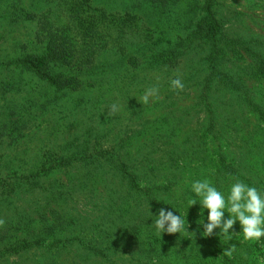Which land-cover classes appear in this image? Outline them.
<instances>
[{
    "label": "trees",
    "instance_id": "trees-1",
    "mask_svg": "<svg viewBox=\"0 0 264 264\" xmlns=\"http://www.w3.org/2000/svg\"><path fill=\"white\" fill-rule=\"evenodd\" d=\"M144 1L168 15V48L153 57L156 65L168 67V87L183 58L193 51L199 57L196 67H187L192 70L188 80L180 72L183 83L198 89V133L192 129L189 135L185 121L178 131L168 128L154 135L148 146L137 142L149 128L114 139L105 150L88 129L67 139L59 137L57 129L43 138L53 141L51 145L28 146L6 156L0 144V176L5 174L0 179V206H5L7 220L0 238L9 256L40 257V264H153L154 259L168 264V249L174 247L169 264H256L257 241L236 246L228 258L222 255L235 236L225 240L220 229L211 237L203 235L208 210L192 184L208 179L225 196L235 182L231 177L264 187L259 176L264 175V90L256 101L245 86L248 79L264 82V41L255 34H238L220 0L185 2L184 20L176 10L180 0ZM52 2L71 19V27L57 28L54 11L41 12L39 3L0 0V26L33 24L32 40L38 45L33 52H24L23 46L12 56L4 55L6 66L10 73L46 82L55 93L76 92L82 87L77 76L108 45L112 31L121 39L131 35L135 17L125 11L115 18L107 6H94L91 0ZM125 3L120 7L128 10ZM172 23L183 36L174 37L178 29ZM125 62L137 68L133 58ZM23 113L29 116V109ZM179 113L181 120L184 115ZM191 138L198 142L190 143ZM205 139L212 141L207 145ZM189 198L197 204L190 207ZM160 209L180 215L188 232L158 235L151 226ZM181 242L186 245L176 249Z\"/></svg>",
    "mask_w": 264,
    "mask_h": 264
},
{
    "label": "rangeland",
    "instance_id": "rangeland-1",
    "mask_svg": "<svg viewBox=\"0 0 264 264\" xmlns=\"http://www.w3.org/2000/svg\"><path fill=\"white\" fill-rule=\"evenodd\" d=\"M91 1L94 6L103 8L107 6L106 9L113 12L115 18H120L119 15L125 11L131 13V17H135L134 20L132 19L134 32L121 39L117 38V34L112 31L108 45L102 48L92 64L87 69H83L80 76H77L82 87L76 92L55 93L46 82H40L13 71L10 73L4 55L12 56L18 49L22 51L23 46H25L24 52H33L38 45H34L32 40L33 24L13 28L0 26V144L5 149V156L17 150L23 151L28 146L36 148L39 145L41 149L51 145L53 141L48 142L43 138L48 136V132L57 129L60 132L56 134L59 137L62 134L63 139L69 138L70 134L76 135V132L79 134L88 129L91 135L95 137L98 135L103 150L107 149L108 144L114 139L123 138L133 131L145 128L150 130L147 135L138 140L139 145H151L152 137L156 134H164L168 128H176L175 131H178L177 127L181 129L185 121L189 122L186 124L188 128L190 127L189 131L186 127L189 135L192 129L198 133L199 125L195 119L196 113L201 111L196 105L198 89L196 86L190 88L189 81H185V90L177 93L174 91L175 95L172 96L170 94L172 88L168 87L170 79L166 71L168 67L156 65L153 60V57L164 53L168 48V15L159 13L155 5L144 0H125L128 10H125V6L120 7L123 0ZM25 2L26 5L39 3L41 12H48L51 8L54 11L57 28L64 29L72 26L71 19L55 7L52 0H25ZM185 2L190 5L192 0H180L176 7L182 16L187 9ZM220 4L221 10L234 22L232 25L238 34L239 32L241 35L255 34L264 41V0H220ZM183 17H181L182 20L186 19V16ZM172 25L178 29L175 23ZM173 33L174 37L179 34L184 35V32L179 29L173 30ZM39 51L41 50L36 52ZM126 57L133 58L137 68L133 69L125 65L128 64L125 62ZM198 58L193 51L185 60L182 59L178 68L181 69L179 73L182 72L184 80H188L192 73V70L188 68L190 65L196 67ZM242 64L245 65L246 62ZM59 71L70 76L66 70ZM157 84L159 85V98L150 100L149 104L144 105L140 98L147 88ZM245 86L252 91L254 99L258 101L260 90H264V82L256 78L248 79ZM56 103L57 106H55ZM114 103L118 104L119 111L109 114V109ZM26 109H29V116L23 113ZM181 109H184L187 114L184 115ZM170 112L174 116L171 121L168 117ZM179 112L182 116L184 115L180 116L181 120H179ZM204 116L203 113L199 115L205 122ZM168 122L171 124L168 125ZM178 133H182L183 138L186 135L182 130ZM196 137H198L197 134ZM194 140L196 139L191 138L189 142ZM211 141L205 139L207 145ZM195 142H198V138ZM7 144H10L9 147H5ZM259 168L256 169L259 170ZM259 176L262 177V183H264V175ZM1 178H5V174L0 176ZM258 189L264 192V187ZM0 207H2L0 219L7 223L6 209H3L5 206ZM2 228L0 227V234L5 233V229ZM242 231L238 223L233 245L240 247L245 244ZM3 242L4 240L0 238V251L6 253L0 255L2 257L0 264H40V257L9 256L8 252L2 248ZM257 242L256 264H264V237ZM181 243L175 244V248L179 249L184 244L186 245L185 242ZM170 245L172 244L168 242V247ZM173 248L168 249V264L173 261L175 254L171 253Z\"/></svg>",
    "mask_w": 264,
    "mask_h": 264
},
{
    "label": "clouds",
    "instance_id": "clouds-1",
    "mask_svg": "<svg viewBox=\"0 0 264 264\" xmlns=\"http://www.w3.org/2000/svg\"><path fill=\"white\" fill-rule=\"evenodd\" d=\"M181 76L182 74L178 72L176 78L170 81L172 90H184L185 84ZM158 98L159 85L157 84L147 88L140 99L144 105H147L150 100ZM117 111H119V106L114 103L109 109V114H114ZM230 179L235 182L232 183L227 196L217 190L208 179L197 180L192 184V191L197 197L201 198L200 204L202 208L208 210V223L203 224L205 229L203 235L211 237L216 229H220L219 235L230 241L236 235L235 233L230 234V230L239 221L245 241L260 240L264 237V192L255 186H249L239 178L231 177ZM197 202L194 198H189L188 200L190 207L196 205ZM226 212L229 215L228 219H225ZM5 223L3 219H0V227H4ZM151 227L156 229L158 235L188 232V228H185V221L180 215L164 209L159 210V215ZM236 251L237 247L232 245L224 250L222 256L232 258ZM153 264H157L155 259Z\"/></svg>",
    "mask_w": 264,
    "mask_h": 264
}]
</instances>
